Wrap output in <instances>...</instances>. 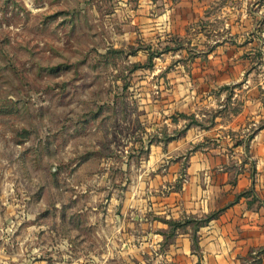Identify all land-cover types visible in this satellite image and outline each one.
<instances>
[{"label": "rangeland", "instance_id": "rangeland-1", "mask_svg": "<svg viewBox=\"0 0 264 264\" xmlns=\"http://www.w3.org/2000/svg\"><path fill=\"white\" fill-rule=\"evenodd\" d=\"M173 1L0 0V264H142L99 256L94 206L174 124L221 110L195 81L204 47L172 34L187 48L147 59L142 31Z\"/></svg>", "mask_w": 264, "mask_h": 264}, {"label": "crops", "instance_id": "crops-1", "mask_svg": "<svg viewBox=\"0 0 264 264\" xmlns=\"http://www.w3.org/2000/svg\"><path fill=\"white\" fill-rule=\"evenodd\" d=\"M155 16L142 31L148 61L187 48L180 39L168 44V35L204 47L205 72L195 81L204 80L208 103L221 110L209 124H174L181 131L136 167L125 164L121 200L94 206L99 256L264 264V0H174ZM202 18L205 31L194 26Z\"/></svg>", "mask_w": 264, "mask_h": 264}]
</instances>
